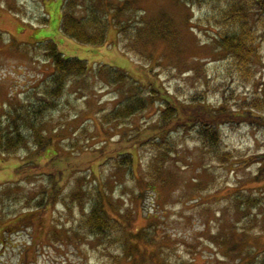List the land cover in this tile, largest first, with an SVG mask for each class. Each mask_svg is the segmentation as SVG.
Listing matches in <instances>:
<instances>
[{"label":"rangeland","instance_id":"rangeland-1","mask_svg":"<svg viewBox=\"0 0 264 264\" xmlns=\"http://www.w3.org/2000/svg\"><path fill=\"white\" fill-rule=\"evenodd\" d=\"M62 1L0 0V125L3 131L15 122L26 138L25 148L0 153V190L11 191L0 194V210L9 205L7 214L0 213V264H131L122 243L126 233L139 230L144 236L137 243L146 252L140 264H264V95L258 96L264 67L257 61L251 81L231 73L229 56L212 45L206 9L197 6L177 0H71L77 19H91L97 6L107 10L105 39L90 46L61 33ZM118 6L122 13L115 14ZM162 13L173 22L178 50L157 37L153 20L160 22ZM47 42L87 66L57 93ZM114 72L125 79L119 83ZM150 82L173 104L193 98L226 105L231 117L219 118V131L210 133L216 145L189 129L175 133L166 127L161 136L170 144L167 151L147 138L158 136L149 127L158 125L162 109V100L150 95ZM133 97L149 105L130 116L124 106ZM35 128L52 139V152L64 153L67 172L59 192L68 209L62 200L51 203L29 224L26 212L46 202L54 172L51 165L43 171L46 159L37 156L41 173L16 176L14 168L35 148ZM71 142L75 152L69 153ZM159 150L166 154L158 159ZM115 157L130 158V164L117 167ZM91 169L96 181H77ZM97 181L105 184L110 219L129 213L121 223L109 220L102 234L85 228L99 199ZM52 225L61 228L59 237L50 233Z\"/></svg>","mask_w":264,"mask_h":264},{"label":"trees","instance_id":"trees-1","mask_svg":"<svg viewBox=\"0 0 264 264\" xmlns=\"http://www.w3.org/2000/svg\"><path fill=\"white\" fill-rule=\"evenodd\" d=\"M177 1L182 2L189 8L197 6L201 9H206V19L208 21V24L212 27V29L210 30L213 32V35L211 36L212 45L216 49H219L229 56L230 72L235 74L239 80H254V77L256 75L257 61H259V63L264 67L263 60L261 61V58L258 56L260 55L261 50L259 49L261 47L260 44L264 43V0ZM62 2L63 4L61 5L62 9L60 25L61 33L83 45L95 46L102 43L105 39V24L102 17L103 14L107 11L106 8H104V10L102 9V6H97L96 8L100 9V11L96 9L97 15L94 13V11L91 10L89 12V14L91 13L92 15L91 19L81 20L80 18L77 19V17L75 16L74 4L71 0ZM119 8L120 6H118L117 9L114 10L115 14L120 12L122 13V10ZM86 9L89 10L90 8ZM108 9L112 11L110 4H108ZM159 17L162 18L160 22L156 19L153 20V26L159 27V30H157L156 32L160 36L157 37H159L160 39H164L165 41H167L168 39L171 40L173 42L174 50H178V43L176 42V40L173 41V39L171 38V27L173 26L172 20H168L170 18L166 13H162ZM209 19H212L213 21L211 22ZM45 44H48V58L52 62L54 69L52 88L56 89V93L60 90L61 86H63L65 80L69 79L70 77H81L87 72V66L84 64L83 60H80L78 58H66L58 51L54 43L47 42ZM115 74L117 76L116 80L119 81V83H121V81L125 79L123 77V74L114 72V75ZM149 87L150 95L157 96L162 100V109L160 110L161 116L160 121H158V125L156 127H149V129H153L156 131L159 130L158 136L155 137L154 135L151 136V134H146L148 136L147 138H150L153 142H161L162 146L165 147V150L167 151L170 147V144L166 142V135L161 136V133L164 131V129L166 127L170 128L172 129L171 132L175 133H183L184 131L189 129L190 131L194 130L198 134V136L204 139L207 138L209 142L216 145L211 138L210 133L214 135L217 130L219 131V126L216 125V123L219 122V118L231 117L230 112L232 111L228 109L226 105L220 102L218 106H214L207 104L205 101H198L193 98L188 103H184V105L173 104L168 99V95H166V97L159 96L161 94L160 89L152 82H150ZM263 88L260 90L261 93L258 95L259 97H261V95H264ZM49 92V94L52 95L54 93V90H49ZM144 100L145 99L137 97L130 98L129 102L124 106L126 107L124 111H128L130 116L135 114L136 112L141 111L149 105L148 101ZM255 100H258V98H256ZM43 106L44 105L40 104V108L37 110V113L41 108H43ZM37 113H30L28 110L26 114L36 115ZM116 113L119 118L123 117L120 109H117ZM21 117L24 118V115H22ZM116 119L117 118H113V120ZM11 124L9 125L10 127L3 131L1 130L0 125V153H2L3 155L8 154L9 149L11 150L16 147L19 148V146L21 145H23V148H25L24 142L26 138L20 130H17L15 128V122ZM149 129L147 128L148 131H150ZM32 134V136L36 138L35 140H33L35 143V148L32 150L33 152H28L29 154L22 158L24 159V161L19 166L17 165L14 168V170H16L17 178H22L21 180H24V177L30 178L36 174V172L32 173L33 171L41 173L37 169H39L43 164L36 160L37 156L39 158L46 159V162H44V165L42 167L43 171H46V166L51 165L50 168L52 169L50 171L54 172L49 175V178L52 179V181L49 183L48 190L46 191V202L43 204H46L47 202L48 203L43 207L41 200V202H38L36 207H34L35 209L26 212L28 213V215H26L25 218L27 223L29 224H32L33 222H35V220L39 219V215L41 213H45V211L51 206V203L56 206L59 200H62L65 204V207L67 208L68 206L66 201L64 200L65 197L61 194V192H59L60 184L63 183L65 174L67 172V169L63 166V161H65V159L62 154L64 153L59 154L56 151L52 152V150L50 149V145L52 146V139H49L51 137H49V140L46 141L44 137L39 134L36 128L35 130H33ZM143 144L149 145L148 142H144ZM66 146L69 147V144H67ZM70 147L68 149L66 148V151L71 150L69 153L75 152L72 142L70 143ZM81 149L82 147L79 148V150ZM166 151L159 150L158 159L160 156H164L163 154H166ZM115 159H117V167H123L130 164V158L126 159V157H122L119 160L118 157H115ZM89 171V177L86 175H82V177H79L77 181L86 182L88 181V179L96 181L98 175H96L95 172L92 171V169ZM104 181L107 182V180ZM97 183H99L100 185H98L99 189L95 193L98 194L99 199H96L98 201L95 200L96 203L91 209L92 212L89 214L90 216L85 228H91V230L95 234H102L108 228L109 220L116 219V222L121 223L123 217H125V215L129 213H126L124 216H118L110 219L105 205L106 197L108 196L106 195L105 191L103 192L102 189L105 184L103 185L101 181H97ZM9 191L10 190L8 189L4 191L0 190V194H4L7 192L9 193ZM23 198L24 197L22 196L21 199ZM0 199L2 198L0 197ZM7 206L5 205L2 210H0L1 214H7L4 212ZM53 225L50 233H52V236L55 235L59 237L61 228L54 227ZM122 227H124V225H122ZM126 227H128V225ZM126 231L128 232V230ZM64 234L66 235V233ZM124 236L126 237L124 238L122 243L124 252L123 257L127 259V261L131 264H140L143 261L142 259L146 258V252L139 248L141 245L137 243V241H139L144 236L142 230H139L138 233H126ZM130 242L131 245H128L127 243ZM157 256L155 254L149 255L150 258Z\"/></svg>","mask_w":264,"mask_h":264}]
</instances>
